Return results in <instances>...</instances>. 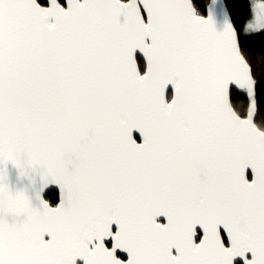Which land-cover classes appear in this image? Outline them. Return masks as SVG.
<instances>
[{
  "label": "snow or ice",
  "instance_id": "obj_1",
  "mask_svg": "<svg viewBox=\"0 0 264 264\" xmlns=\"http://www.w3.org/2000/svg\"><path fill=\"white\" fill-rule=\"evenodd\" d=\"M0 264H264V0H0Z\"/></svg>",
  "mask_w": 264,
  "mask_h": 264
},
{
  "label": "water",
  "instance_id": "obj_2",
  "mask_svg": "<svg viewBox=\"0 0 264 264\" xmlns=\"http://www.w3.org/2000/svg\"><path fill=\"white\" fill-rule=\"evenodd\" d=\"M138 135V134H137ZM162 219V218H161Z\"/></svg>",
  "mask_w": 264,
  "mask_h": 264
}]
</instances>
